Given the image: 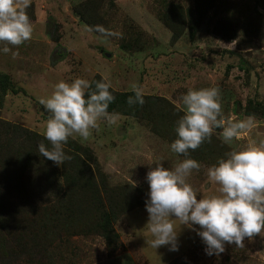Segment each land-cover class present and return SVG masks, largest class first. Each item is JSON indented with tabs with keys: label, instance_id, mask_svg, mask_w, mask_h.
I'll list each match as a JSON object with an SVG mask.
<instances>
[{
	"label": "rangeland",
	"instance_id": "1",
	"mask_svg": "<svg viewBox=\"0 0 264 264\" xmlns=\"http://www.w3.org/2000/svg\"><path fill=\"white\" fill-rule=\"evenodd\" d=\"M27 13L34 29L32 39L17 47L9 45V53L0 51V72L13 85L0 97V120L10 123L0 134V262L264 264V231L246 238L243 247L226 244L224 252L209 256L197 234L198 225L193 230L176 222L175 251L170 246L155 249L148 245L147 239L152 237L146 226L148 171L157 162L174 168L186 158L172 152L170 146L177 138L176 121L183 115L176 105L188 89L219 88L224 115L252 117L255 124L231 146L222 142L221 129H216L210 143L190 151L189 156L201 164L188 178L198 199L219 195V186L208 180L209 167L229 151L264 141V0H31ZM96 25L118 31L122 38L104 41L91 30ZM12 52H18L15 59ZM96 75L107 77L116 91H131L133 82L140 85L148 97L143 114L135 115L139 104L132 106L131 114L109 111L118 116L115 125L101 122V130H93L87 140L70 137L64 152L66 148H86L78 153L96 163L97 181L104 178L108 187H121L132 202L141 198L140 203L113 223L116 240L107 241L98 233L60 231L51 237L52 242H44V249L30 250L27 244L16 247L17 238L29 224L23 218L6 223V208L22 205L20 195L29 190L42 198L51 195L59 181L65 180L64 166L69 169L72 163L67 160L57 165L38 153L50 115L39 98L50 96L61 80L91 81ZM13 127L41 138L29 144L11 134L16 130ZM9 135L18 138V148L9 146ZM43 143L50 147L48 141ZM85 184L84 180L77 184L78 202L84 200Z\"/></svg>",
	"mask_w": 264,
	"mask_h": 264
},
{
	"label": "clouds",
	"instance_id": "2",
	"mask_svg": "<svg viewBox=\"0 0 264 264\" xmlns=\"http://www.w3.org/2000/svg\"><path fill=\"white\" fill-rule=\"evenodd\" d=\"M31 0H0V51L11 52L9 45L20 46L33 37V26L27 9ZM94 30L104 41L122 38V33L103 25ZM18 52H12L15 59ZM107 77L95 82L76 78L71 82L61 80L48 97L39 98V103L48 112L49 118L43 131L50 143L40 142L38 153L63 165L70 160L64 152L69 138L87 140L93 130H101V122L111 127L118 116L108 111L115 96L110 91ZM134 95L127 99L129 106L145 103L143 88L130 84ZM221 92L217 87L188 89L176 105L183 115L176 121L177 138L171 143V151L186 158L174 168L162 163L147 173L150 186L146 210L149 213L147 228L152 239L147 243L158 249L170 246L178 250L177 221L180 227L199 226L198 235L206 244V254L219 255L226 244L243 247L246 238L252 239L264 231V141L259 145L249 144L241 150H232L207 169L208 180L218 185L219 195L202 196L188 182L193 170L199 171L201 164L189 156L211 138L216 129H221L219 138L232 145L243 138L255 124L252 117L235 119L224 115Z\"/></svg>",
	"mask_w": 264,
	"mask_h": 264
},
{
	"label": "trees",
	"instance_id": "3",
	"mask_svg": "<svg viewBox=\"0 0 264 264\" xmlns=\"http://www.w3.org/2000/svg\"><path fill=\"white\" fill-rule=\"evenodd\" d=\"M76 13L93 28L92 24L85 20L84 14L77 11ZM100 80L102 78L96 75L90 81L92 82L93 89L95 88V82ZM12 87L13 85L7 74L0 72V97ZM110 91L115 96V100L109 105L108 111L118 110L128 112L129 114L133 113V108L128 105L127 99L130 95H134V93L131 91H116L112 88H110ZM144 99L146 102L148 97H144ZM163 100L165 101V99ZM144 105L145 103L142 106H138L137 112H134L135 115L139 116L143 114ZM3 126L10 127V123L0 120V134ZM14 129L16 130L10 131L11 134L15 137H21V139L26 140L29 144H33L35 140L39 141L41 138L36 133L22 131V128L16 127ZM9 138V146L11 144V148L13 146L18 148L15 146V140L18 138H12L11 135H9ZM46 141L43 138L42 142ZM21 145L25 146V144ZM19 151L21 149L15 150L16 153ZM78 151H87V149L83 147H72L70 150L65 149L67 156L71 157L68 161L72 163L69 165V169L67 166H64L65 172H63L62 176L65 180L59 181V184L56 185V189L51 195L42 198L39 192L29 190L26 195H20V199H24L22 205L6 208L5 212L7 211L8 215L6 223L10 222L11 224L13 221H17L18 218H23V221L29 224V227L24 228L22 234L17 238L16 247L21 244L19 247L24 248L27 244V249L30 250L39 247L44 249V242H52L50 240L51 237L60 231L65 234L70 233L71 235H85L90 232L98 233L106 238L107 241L118 239V235L113 228V223L121 213L132 205H135V203H140L141 198L132 202V199L123 188L108 187L104 178H100V181H97L99 172L96 170V163L88 161ZM25 156H28V152ZM73 178L75 179L74 181ZM83 180L88 187L83 188L84 200L78 202L75 196L76 187ZM143 195L141 193V197ZM0 250L2 251V249ZM25 253L31 255V252ZM0 264H18V261L16 259L8 260L7 262L4 260Z\"/></svg>",
	"mask_w": 264,
	"mask_h": 264
}]
</instances>
